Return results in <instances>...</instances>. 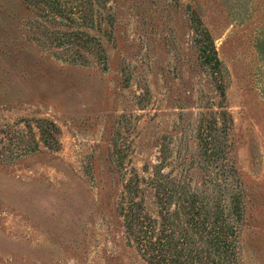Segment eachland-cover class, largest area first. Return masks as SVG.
Wrapping results in <instances>:
<instances>
[{
    "label": "rangeland",
    "instance_id": "374dc122",
    "mask_svg": "<svg viewBox=\"0 0 264 264\" xmlns=\"http://www.w3.org/2000/svg\"><path fill=\"white\" fill-rule=\"evenodd\" d=\"M191 14L224 68L231 158L246 194L240 264H264V0H108L89 31L104 67L40 48L33 22L48 23L22 0H0V151L32 135L39 144L0 161V264H145L115 211L123 181L166 148L164 172L199 183L197 121L219 101ZM37 119L59 127L58 151L39 142Z\"/></svg>",
    "mask_w": 264,
    "mask_h": 264
},
{
    "label": "trees",
    "instance_id": "16d2710c",
    "mask_svg": "<svg viewBox=\"0 0 264 264\" xmlns=\"http://www.w3.org/2000/svg\"><path fill=\"white\" fill-rule=\"evenodd\" d=\"M48 23L34 21L41 37L40 48L55 49L61 58L87 65L89 56L105 66L106 53L90 30H99L97 19L108 0H22ZM190 28L200 67L212 77L219 101L217 109L200 113L195 130L197 160L191 163L203 173L199 183L187 175L165 173L169 149L160 148L155 164H145L143 175L132 169L124 179L115 205L126 243L145 264H240V235L246 220L245 188L231 158L229 133L232 119L225 106L224 68L214 40L195 14ZM58 56V57H59ZM39 142L58 151L59 127L51 120L37 119ZM31 129L30 125H26ZM32 134V131H30ZM23 139L22 133L16 132ZM0 161L11 164L20 156L39 150L34 135L28 145L11 148Z\"/></svg>",
    "mask_w": 264,
    "mask_h": 264
}]
</instances>
